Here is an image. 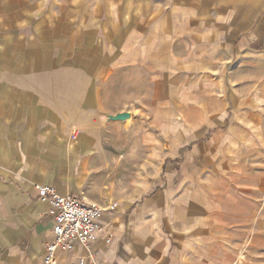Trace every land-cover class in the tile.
<instances>
[{"label":"crops","instance_id":"obj_1","mask_svg":"<svg viewBox=\"0 0 264 264\" xmlns=\"http://www.w3.org/2000/svg\"><path fill=\"white\" fill-rule=\"evenodd\" d=\"M262 161L264 0H0V264L42 263L39 186L111 237L58 264H230Z\"/></svg>","mask_w":264,"mask_h":264},{"label":"built area","instance_id":"obj_2","mask_svg":"<svg viewBox=\"0 0 264 264\" xmlns=\"http://www.w3.org/2000/svg\"><path fill=\"white\" fill-rule=\"evenodd\" d=\"M37 193L40 202L47 205V214L53 223V236L46 244L41 264H58L57 252L70 250L72 244L89 249L102 238L106 244L110 242L111 237L98 222L104 210L74 196H59L50 187L39 186ZM114 207L112 205L111 209ZM88 258L92 260L93 254L89 252ZM79 264H83V260Z\"/></svg>","mask_w":264,"mask_h":264},{"label":"rangeland","instance_id":"obj_3","mask_svg":"<svg viewBox=\"0 0 264 264\" xmlns=\"http://www.w3.org/2000/svg\"><path fill=\"white\" fill-rule=\"evenodd\" d=\"M253 169L247 183L238 186L233 203L229 241L234 256L230 264H264V162Z\"/></svg>","mask_w":264,"mask_h":264},{"label":"water","instance_id":"obj_4","mask_svg":"<svg viewBox=\"0 0 264 264\" xmlns=\"http://www.w3.org/2000/svg\"><path fill=\"white\" fill-rule=\"evenodd\" d=\"M107 119L109 121L124 122L129 119V115L127 113L117 114L115 116H107Z\"/></svg>","mask_w":264,"mask_h":264}]
</instances>
